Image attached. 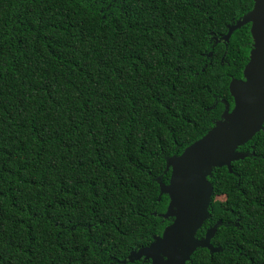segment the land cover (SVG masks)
I'll list each match as a JSON object with an SVG mask.
<instances>
[{
    "label": "trees",
    "instance_id": "obj_1",
    "mask_svg": "<svg viewBox=\"0 0 264 264\" xmlns=\"http://www.w3.org/2000/svg\"><path fill=\"white\" fill-rule=\"evenodd\" d=\"M252 5L0 0V264L164 260L170 159L232 108ZM236 151L175 264H264V116Z\"/></svg>",
    "mask_w": 264,
    "mask_h": 264
},
{
    "label": "water",
    "instance_id": "obj_2",
    "mask_svg": "<svg viewBox=\"0 0 264 264\" xmlns=\"http://www.w3.org/2000/svg\"><path fill=\"white\" fill-rule=\"evenodd\" d=\"M252 9L236 22V26L250 22L251 48L242 69V78L231 79L228 91L233 106L225 107L221 119L198 140L185 147L170 159L168 184L163 191L168 194V203L162 217L173 216L156 246L174 243L164 252V260L152 248H142L143 254L152 264H175V259L186 256V246H209V233L197 239L194 230L206 215L211 202L210 184L206 175L212 166L225 165L239 157L236 146L248 140L257 131L264 116V0H252ZM227 35L223 37L226 39Z\"/></svg>",
    "mask_w": 264,
    "mask_h": 264
},
{
    "label": "rangeland",
    "instance_id": "obj_3",
    "mask_svg": "<svg viewBox=\"0 0 264 264\" xmlns=\"http://www.w3.org/2000/svg\"><path fill=\"white\" fill-rule=\"evenodd\" d=\"M223 199L222 195H217L212 199V202L217 203Z\"/></svg>",
    "mask_w": 264,
    "mask_h": 264
}]
</instances>
